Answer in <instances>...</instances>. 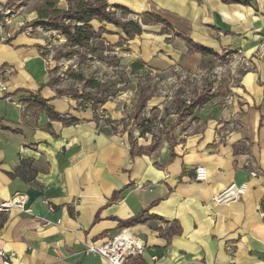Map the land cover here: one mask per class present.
<instances>
[{"label": "crops", "instance_id": "crops-1", "mask_svg": "<svg viewBox=\"0 0 264 264\" xmlns=\"http://www.w3.org/2000/svg\"><path fill=\"white\" fill-rule=\"evenodd\" d=\"M46 2L69 7L67 0H44L42 7ZM106 4L118 20L151 14L168 25L151 22L128 39L111 24L91 21L95 39L122 64L159 75L231 58L224 96L197 106L184 132L162 148L135 144L143 152L132 155L127 134L106 122L123 119L122 112L110 102L60 95L62 87L48 85L41 40L22 28L28 19H9L0 31V76L13 100L0 92V204L23 193L31 214L0 212V251L15 254L11 264H108L84 248L129 229L145 248L128 264H264V0ZM7 32L11 38L1 42ZM187 41L215 56L190 51ZM248 162L257 177L250 178ZM197 166L206 169L203 183L194 181ZM231 184H246L240 200L211 202Z\"/></svg>", "mask_w": 264, "mask_h": 264}, {"label": "rangeland", "instance_id": "rangeland-1", "mask_svg": "<svg viewBox=\"0 0 264 264\" xmlns=\"http://www.w3.org/2000/svg\"><path fill=\"white\" fill-rule=\"evenodd\" d=\"M43 1L12 0L7 6L10 11L8 18L28 19L22 28L41 40L43 57H46L51 67V79L54 84L62 87L63 93L80 99L90 98L96 106L110 102L122 112L123 119H107L106 122L113 123L114 128L120 132L131 129L133 144L146 145L153 151L162 148L169 139L173 140L175 134L184 132L189 125L187 117H177L175 114L178 102L185 105L199 102L200 107L209 99L224 96V75L231 58L200 66L196 72L179 68L159 75L148 71L131 73L130 66L122 64V59L116 53L95 38L86 49L69 47L61 32L37 20V10L43 8ZM76 76L94 80L101 88L97 90L86 87L76 80ZM141 95L153 96L160 101L149 102L137 120H134ZM144 130L149 132L140 136Z\"/></svg>", "mask_w": 264, "mask_h": 264}, {"label": "trees", "instance_id": "trees-1", "mask_svg": "<svg viewBox=\"0 0 264 264\" xmlns=\"http://www.w3.org/2000/svg\"><path fill=\"white\" fill-rule=\"evenodd\" d=\"M107 0H92V2L87 0H68L69 7L67 10H60L55 8L53 3L46 2L43 8L37 10V20L46 22L48 26L56 31L61 32L71 48H84L89 46L92 39L97 38L99 33H95L90 26L91 21L104 22L111 24L116 28L123 31L128 39H132L135 36H139L144 32L143 27L151 22L160 23L165 28L167 24L162 21L159 17L155 15H145L140 22L134 21H121L118 20L114 13L107 11ZM253 0H224L226 4H240L247 5ZM114 11L121 13L123 17H126L130 12L122 7L114 6ZM190 51L201 54L202 56H215V54L200 45H196L190 41H187ZM142 69V66L137 63H132L130 65L131 73ZM76 80L83 83L86 87L91 89H100L101 85L94 80H85L82 76H76ZM54 81L51 79L48 85H53ZM60 95H68L63 92H59ZM152 96L141 95L137 101L136 105V115L134 120L140 115V112L145 108L147 102ZM199 102H190L185 105L182 102H178L175 109V114L177 117H189L193 114L195 108L199 106ZM48 117L50 119H56V116L51 111L47 110ZM149 130L141 131L140 136L148 133ZM127 139L130 144L131 154H141L143 148L136 147L132 143V132L131 129L126 130ZM131 222H124L122 225H128Z\"/></svg>", "mask_w": 264, "mask_h": 264}, {"label": "built area", "instance_id": "built-area-1", "mask_svg": "<svg viewBox=\"0 0 264 264\" xmlns=\"http://www.w3.org/2000/svg\"><path fill=\"white\" fill-rule=\"evenodd\" d=\"M10 11L0 5V31L8 26L9 19L8 14ZM11 38L10 32L5 34V38L1 39V42H7ZM6 86L4 85L0 76V92L6 93ZM6 101L13 102L11 96L6 93ZM247 169L250 178H255L259 175L258 168L254 162L247 163ZM207 180L206 169L202 166H197L194 170V181L203 183ZM246 184H231L224 188L211 198V202L217 205H226L237 200H240L246 193ZM43 202L46 204V200L43 198ZM27 202V196L23 193H16L9 201L0 204V212H8L11 209L18 210L20 212L31 214V211L25 208ZM50 211L52 207L48 205ZM145 248L144 241L132 234L129 229H122L110 239L100 246L87 245L84 248L86 255H97L107 261L108 264H128V262L134 258L141 256ZM13 252L0 251V258L2 264H11L15 258Z\"/></svg>", "mask_w": 264, "mask_h": 264}]
</instances>
